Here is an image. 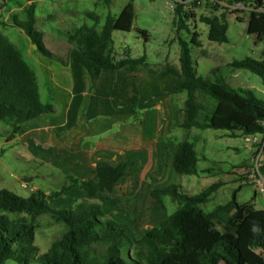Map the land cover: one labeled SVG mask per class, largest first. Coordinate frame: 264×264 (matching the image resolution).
I'll list each match as a JSON object with an SVG mask.
<instances>
[{
  "label": "trees",
  "instance_id": "obj_1",
  "mask_svg": "<svg viewBox=\"0 0 264 264\" xmlns=\"http://www.w3.org/2000/svg\"><path fill=\"white\" fill-rule=\"evenodd\" d=\"M24 6L22 17L15 13L11 22L28 37L31 44L43 56L67 64V59L51 52L43 42V32L35 27V1ZM199 0H175L173 6L179 46L178 65L165 63L159 70L149 67L145 55L116 58L111 34L132 29L135 11L129 0L117 16L107 15L97 30L99 16L86 11L85 16L93 25L82 24L67 35V42L79 54L81 64L88 71L94 88L103 71L114 72L126 67L133 72L137 66L146 67L157 76L172 75L176 79L175 90L185 93L183 118L178 124L184 129L214 128L248 135L264 132V99L250 88L232 87L222 77L219 66L210 70L215 77L210 80L195 73L190 55V44L199 46V33L189 30L188 23L195 14L192 8ZM228 5L235 2L249 7L246 32L255 35V41L264 39V0H213ZM110 5L111 0H102ZM240 12V9L236 10ZM238 20H241L237 17ZM210 41H226L225 14L204 17ZM0 19V24H4ZM142 37L144 29L136 28ZM190 34L187 41L179 34ZM236 69H246L256 74L264 86V50L262 58L246 56L227 64ZM198 94H205L215 101L207 108L198 101ZM138 93L132 98L136 109ZM55 109L50 103H42L33 69L19 49L0 30V121H3L14 137L20 124ZM150 159L144 177L152 185L151 196L161 202L169 196L182 203L158 225L140 230V235L126 223L107 216L96 202H79L70 208H54L48 197H58L71 188L85 191L89 196L122 194L132 196L139 187L143 168ZM199 155L194 145L182 139L165 138L159 131L152 147L95 150L91 161L95 173L89 178L67 174L59 190L48 196L42 190H33L22 197L5 188L0 189V264H264V209L250 201L238 202L235 187L231 198L216 204L210 211L199 207L220 185L216 182L196 194L180 190L179 185L168 182L169 173L191 175L197 173ZM48 213L54 222L64 229L49 248L38 253L34 234L37 219Z\"/></svg>",
  "mask_w": 264,
  "mask_h": 264
},
{
  "label": "rangeland",
  "instance_id": "obj_2",
  "mask_svg": "<svg viewBox=\"0 0 264 264\" xmlns=\"http://www.w3.org/2000/svg\"><path fill=\"white\" fill-rule=\"evenodd\" d=\"M25 1L0 0V19L5 21L3 25L0 24V30L19 49L25 61L33 69L41 102L50 103L55 109L54 113L44 114L39 121L51 123L55 126L57 133L68 132L65 128L58 127L59 123L65 121L69 122L72 130L76 129L82 132L83 129L86 131L87 125L92 129L93 124L97 121L111 119L113 115L104 112V108L110 107L116 114H119L114 116H125L128 109L127 93L130 91L135 93L136 86L134 88L133 81L140 91L144 92L146 89V94L156 93L155 85L163 83L164 89L161 96L154 98L143 95L142 107L138 105L140 96L137 90L136 109L133 108V104L131 107L133 115H130L131 117H128L124 122H113L112 128L107 132L104 131L103 134L86 135L81 139L79 148L90 149L94 152L96 148V150L99 148L98 144L96 146L98 139L105 133L116 131L119 123H124V125L134 123L136 125L139 124V121L141 122L143 116H158L159 129L155 136L146 140H143L142 136H133L131 143L127 145L144 146L150 150L159 131H162L165 138L169 137L174 141L185 139L191 142L199 155L197 173L191 175L169 173L168 182L179 185L180 190L188 194L199 193L202 189L220 182L221 185L211 193L208 200L199 205L204 211H210L216 204L227 202L231 198L233 189L238 185H241L236 193L238 202L250 201L253 198L255 206L257 208L260 206V199L254 194V188L247 183V175L250 171L249 162H251L254 150L248 146L244 135L238 133L232 136L229 131L224 129H184L179 127L178 124L182 122L183 118L185 93L176 92L174 77L153 75L143 66L138 67L136 72L133 71L130 75L125 67L115 73L104 72L100 77L99 87L93 88L89 73L81 64L77 50L73 48L74 55L71 60L74 64V60L78 58V63L83 66L81 68L84 71L74 70L73 66L70 70L68 69L67 80L72 83L74 78L75 95L71 96L70 94L69 97L70 90L68 94L62 92L60 95L65 98L60 100L58 92L61 88L57 79L58 76L66 75L63 73L66 70L61 67L62 65L58 61L39 53L36 48L32 47V44L31 53L28 54L30 44L28 37L11 22V16L14 13L19 18L22 17L24 8L22 6ZM34 1L35 27L44 33L45 46L67 59L70 56L71 48L66 39L68 33L82 24L93 25V21L85 16L86 11H94L99 16V22L95 28L100 30L106 16L108 14L117 16L129 0H111L108 6L102 0ZM174 1L132 0L135 11L132 29L128 32L113 31L111 34L114 56L121 58L145 55L149 67L155 70H159L164 63L177 66L179 46L176 26L173 21ZM197 5L192 8L195 18H192L188 23L189 30H196L199 33L200 45L190 44V55L195 73L214 80L215 77L210 74V70L219 66L221 73L218 75H221L230 86L250 88L258 97L264 99V86L256 74L246 69H236L227 65L232 60H240L246 56L262 58L264 39L256 42L255 35L246 32L250 8L234 7L224 1L215 3L213 0H199ZM19 7L22 8L19 9ZM237 9L241 11L237 12ZM221 13H224L226 18L227 39L225 42L210 41L207 38L208 27L202 20L204 17L219 16ZM237 17L241 20H238ZM136 28L146 30L147 36L144 38L139 35ZM179 35L187 41L190 39V34L186 31H181ZM50 67L53 69L52 72ZM71 72L74 76L72 79L69 74ZM112 79H115L113 92L112 86H109V81ZM145 83L149 85L147 88H145ZM84 87L88 94L95 93L94 98L79 94ZM153 99L157 100V106L151 104ZM197 99L207 108L215 103L205 94H198ZM97 101H100L98 105L101 106H97ZM32 122L24 123L22 130L32 126ZM51 142L53 145L56 142L55 138L51 141L47 138V141L44 140L38 145L33 136L12 137L9 127L0 121V189H8L22 197H27L33 190L39 189L50 196L52 191L59 190L65 183L67 174L77 175L76 177L80 178L81 175L78 174L76 168L63 164L59 158L53 155L52 149L47 148L46 144ZM115 146L118 147V145ZM32 147L38 150L37 154L30 149ZM149 165L150 159L147 160L143 168L139 187L132 196L122 194L89 196L81 189L71 188L62 192L58 197H48V202L54 208H70L79 202L99 203L107 216L117 222L128 224L139 236L140 230L158 225L182 205L180 201L169 196H163L160 203L151 196L152 185L149 179L144 177ZM91 170H86V176L89 177L92 174ZM37 224L34 243L38 247V253H43L49 248L51 242L60 236L64 227L62 224L54 222L48 213L39 216ZM7 264L16 263L8 262Z\"/></svg>",
  "mask_w": 264,
  "mask_h": 264
},
{
  "label": "crops",
  "instance_id": "obj_3",
  "mask_svg": "<svg viewBox=\"0 0 264 264\" xmlns=\"http://www.w3.org/2000/svg\"><path fill=\"white\" fill-rule=\"evenodd\" d=\"M30 2L31 1L26 0L25 3H23L22 7L26 6V4H29ZM22 7H19V9ZM43 37H44V33H43ZM66 39H67V36H66ZM29 43L30 44H29L28 54L31 53L30 52L31 42H29ZM72 49L73 48L71 47L70 51H69V54L71 57L69 56V58H67V64L66 65L61 64L62 65L61 67H63L64 70H66V72H63V71L62 72L66 73V75L58 76V79H57L59 81L58 85L60 86V88L62 90V91L60 90V92H58V96L60 97V100H61V98L62 99L65 98L62 95H60V93H62V92L65 94L66 93L68 94L69 90H70L69 97H70V94H71V96L75 95L74 91H75L76 85L73 83L74 82V78H73L74 76H73L72 72L69 74H70L71 79L73 78L72 79L73 82L70 83L67 80L68 79V73L67 72L71 69V67L73 66L74 70H79L81 72L84 71L83 68H81L83 66H80L81 64L78 63L79 62L78 58L74 60V64H73V60H71V58L74 55V52ZM51 52H53V51H51ZM53 53H55V52H53ZM138 67H140V66H137L135 68L134 73L136 72ZM50 71L51 72L53 71L52 67H50ZM44 72L47 73V71H44ZM104 72H107V71H103L101 73L100 77H102V74ZM115 72L116 71L110 72V73H115ZM131 73L132 72H130V75H131ZM167 76H172V75H165V76H161V77H167ZM172 77H174V76H172ZM54 79H55V76H54ZM100 80L101 79L99 78V80L96 84L97 88L99 87ZM114 80L115 79H112L111 81H109L110 82L109 86H112V92L114 90L113 89ZM175 81H176V79H175ZM151 83H149V84H151ZM132 84L134 85V88L136 86V89L139 92V96H140L139 104H138L139 107L143 106L142 105L143 95H147L150 97L157 98V97L161 96V94L163 93V89H164L163 83H161V84L157 83L156 85L152 83L157 88V92L156 93L152 92V93L146 94V89L144 92L140 91V89L137 87V85L134 81L132 82ZM147 86H149V85L147 83H145V88H147ZM174 87H175V85H174ZM79 94L81 96L89 95V98H91V97L94 98L95 93L88 94L87 91L85 90V87H84V88H82V91L79 92ZM127 95H128V97H127L128 98V109H127V113L125 114V116H114V115H119V114H116L110 107H108L107 109L104 108L103 109L104 112H106L110 115H113V116H111V119H106V120L102 119V120L97 121L96 123L93 124L92 129L90 128L89 125H87L88 129L86 131H84L83 129H82V132L79 130H76V129L72 130L71 129L72 126H69V122L65 121L63 123H59L58 127L65 128V130L66 131L68 130V132L67 133L66 132L65 133H63V132L57 133V131H55L56 128L54 125H52L49 122L39 121V119H41L43 117V115H41L35 119L21 123L20 124V130L15 135V138L17 136H22V135L33 136V137H35V140L38 143V145L40 142H43L44 140L47 141V138H49V141H51L53 138H55L56 142L53 145H52V142L49 144H46L47 148L50 147L52 149L53 155L56 156L57 158H59L63 164H66V166L76 168L78 174H80L82 176L81 177L78 175L81 179L92 177L95 173V165L93 162H91V155H92L93 150H90V149L85 150V149L79 148L78 145L81 143V139H83L86 135L103 134L104 131L107 132L110 130V128H112L111 125L113 122H118V121L124 122L128 117H131L130 115H133L131 107H132V98H133L134 93H131V91H130L129 93H127ZM68 99H70V98H68ZM99 102L100 101H97V106L100 105V104L98 105ZM156 103H157L156 99H153L151 101V104L156 105ZM107 104H108V102H107ZM156 108H158V107H156ZM30 121H33L32 122L33 125L22 130V125H24V123H28ZM133 124L126 123L124 125V123H119L117 130L105 133L102 137H100L98 139V141L96 142V146L98 144V147H99L98 149L104 148V149H111V150H116V151H120V150L125 149V148H134L132 146L127 145V144L131 143L133 136H136V137L142 136L143 140H146V139H149V138L155 136L158 129H159L158 116H143L141 119V122L139 121V124H136V125L135 124L133 125ZM136 137H134V138H136ZM116 138H118V140H116ZM108 139L111 141H109ZM102 140H107V141H102ZM116 142H119V143H116ZM113 144L118 145V147L115 145L113 146ZM117 148H120V149L117 150ZM30 149H32L34 152H36V154L38 153V150L36 148L32 147ZM86 170L92 171V174L89 175V177L86 176V173H87Z\"/></svg>",
  "mask_w": 264,
  "mask_h": 264
},
{
  "label": "built area",
  "instance_id": "obj_4",
  "mask_svg": "<svg viewBox=\"0 0 264 264\" xmlns=\"http://www.w3.org/2000/svg\"><path fill=\"white\" fill-rule=\"evenodd\" d=\"M233 5L234 7H244L238 2ZM244 140L254 150L247 183L254 188V194L260 199V208L264 209V132L244 135Z\"/></svg>",
  "mask_w": 264,
  "mask_h": 264
},
{
  "label": "water",
  "instance_id": "obj_5",
  "mask_svg": "<svg viewBox=\"0 0 264 264\" xmlns=\"http://www.w3.org/2000/svg\"><path fill=\"white\" fill-rule=\"evenodd\" d=\"M32 45H33V46H32L33 48H36V45H35V44H32Z\"/></svg>",
  "mask_w": 264,
  "mask_h": 264
}]
</instances>
